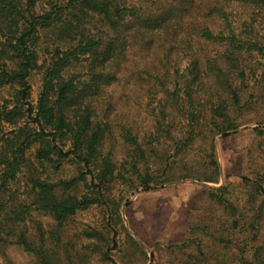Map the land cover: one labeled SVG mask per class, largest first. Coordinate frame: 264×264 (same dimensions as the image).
Here are the masks:
<instances>
[{
	"label": "trees",
	"instance_id": "16d2710c",
	"mask_svg": "<svg viewBox=\"0 0 264 264\" xmlns=\"http://www.w3.org/2000/svg\"><path fill=\"white\" fill-rule=\"evenodd\" d=\"M44 39L50 44L40 55ZM73 66L80 70L70 72ZM35 70L42 74L36 103ZM135 80L170 97L140 103L151 131L116 111L124 100L113 88ZM252 85L264 88V0H0V89L13 88L0 101V255L8 259L17 245L36 256L35 264H73L60 252L69 219L97 205L109 213L108 224L122 220L124 198L113 196L114 186L134 193L175 179L179 160L199 140L237 128L231 110L243 106L242 92ZM170 109L185 120L174 136ZM209 157L205 173L180 179L219 183L214 145ZM67 163L78 174L53 177ZM244 179L251 189L244 210L226 184L204 187L203 201L221 216L190 229L202 234L179 246L197 244L186 264H264V172ZM204 236L215 245V263ZM104 256L113 261L109 250Z\"/></svg>",
	"mask_w": 264,
	"mask_h": 264
},
{
	"label": "rangeland",
	"instance_id": "374dc122",
	"mask_svg": "<svg viewBox=\"0 0 264 264\" xmlns=\"http://www.w3.org/2000/svg\"><path fill=\"white\" fill-rule=\"evenodd\" d=\"M45 38L47 37L46 34ZM49 39H44L40 45V55L44 53ZM186 60H182V69ZM79 66H73L70 72H78ZM32 85V101L37 102L42 85V74L35 70L30 77ZM143 81L131 82L128 85L113 88V96L117 100L123 96L124 102L117 106L126 110L128 122L138 125L141 131L152 130L153 123L149 119L145 107L153 101L170 99L163 91H158L154 86L146 87ZM13 88L7 86L0 89V101L9 98ZM158 94V98L156 97ZM253 94L254 97L250 98ZM172 101H169L171 103ZM242 107L232 108L230 120L237 126L230 130L227 136L222 133L203 138L198 141L195 151L183 156L178 166L173 171L175 179L165 182L152 190L139 189L132 192L130 187L115 185L113 196L119 201V210L122 220L117 217L110 219L105 208L93 205L73 215L63 228V239L60 252L64 257L71 256L73 264H186L190 255H197V244L189 243L183 248L179 247L188 240H193L202 232L191 231L194 225L211 223L220 218L221 212L215 211L214 206L203 201L204 187L218 188L226 184L229 189L228 196L243 210L247 208L251 197V189L245 177L254 178L255 172H264V135L258 129L264 128V88L257 85L249 86L242 92ZM120 113V112H119ZM172 120V136L180 133V127L185 120L176 109H170ZM117 130V129H116ZM163 140H169L165 137ZM172 145L171 141L166 143ZM219 164L220 182H207L185 177L180 179V173L191 171H205L210 168L212 146ZM120 150V147H118ZM162 164L155 162L154 167L160 168ZM191 172V173H192ZM78 174V166L67 163L65 167L53 174L55 178H70ZM83 187V188H82ZM80 191H84V185ZM252 208L251 206H249ZM35 216L46 223V227H56L55 222L48 216L35 212ZM98 231L101 235L91 237L89 232ZM118 232L117 244L113 240ZM136 240L140 247L134 243ZM206 245H210L209 256L212 263L215 245L204 236ZM56 239H50L51 247ZM175 245V247L170 246ZM109 250L113 261L105 258L104 253ZM9 258L0 255V264H35L36 256L26 251L21 246L12 245L8 249ZM224 261L223 257H219Z\"/></svg>",
	"mask_w": 264,
	"mask_h": 264
}]
</instances>
